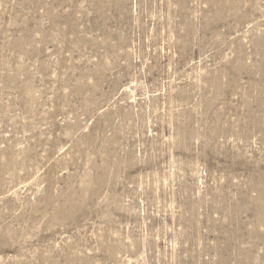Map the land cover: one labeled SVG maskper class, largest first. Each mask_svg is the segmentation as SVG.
I'll list each match as a JSON object with an SVG mask.
<instances>
[{
    "label": "rangeland",
    "instance_id": "374dc122",
    "mask_svg": "<svg viewBox=\"0 0 264 264\" xmlns=\"http://www.w3.org/2000/svg\"><path fill=\"white\" fill-rule=\"evenodd\" d=\"M0 264H264V0H0Z\"/></svg>",
    "mask_w": 264,
    "mask_h": 264
}]
</instances>
